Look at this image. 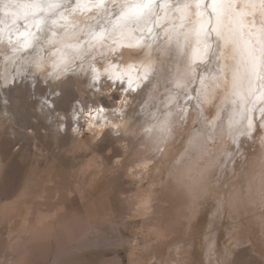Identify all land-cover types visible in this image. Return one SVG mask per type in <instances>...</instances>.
Here are the masks:
<instances>
[{
    "label": "rangeland",
    "instance_id": "374dc122",
    "mask_svg": "<svg viewBox=\"0 0 264 264\" xmlns=\"http://www.w3.org/2000/svg\"><path fill=\"white\" fill-rule=\"evenodd\" d=\"M82 1L63 4L65 10L73 11ZM210 2L203 0L212 12L207 7ZM73 12L83 15L80 10ZM6 28L1 27L0 37ZM8 33L7 39L11 37ZM8 42L0 46L4 63L11 46ZM30 44L24 50L34 47L33 40ZM54 60L41 70L32 62L16 65L12 61L15 65L7 71V81L0 78V198L11 208L6 214L0 210V264H137L139 258L159 264L155 253L165 250L173 256L174 249L185 247L192 235L196 239L192 250L201 254V264H264V185L253 183L246 193L249 179L245 175L228 170L214 184L210 177V189L200 195L202 210L198 211L181 178L170 175L187 132L183 142L173 143L168 155L153 158L147 171L137 167L143 152L136 151L139 139L132 129L144 122V113L160 108L162 113L172 109L175 115L184 108L187 118L189 101L179 100L182 108L165 107L164 96L157 99L144 93L117 104L116 93L112 98L101 96L86 87V76L74 74L79 62L73 67L59 56ZM30 68L35 69L31 74L35 76L26 79L24 69ZM65 69L69 71L55 78ZM1 86L6 88L4 93ZM53 92L58 98L50 102ZM95 107L118 113L123 109L133 120L120 134L106 127L92 136L86 123ZM186 118L181 121L185 123ZM187 123L193 124L191 120ZM260 125L254 138L243 142L244 158H253L260 147ZM236 183L238 191L232 190ZM218 199L223 204L221 216ZM200 216L202 227L191 234ZM213 231L216 245L209 242ZM221 250L227 253L225 261Z\"/></svg>",
    "mask_w": 264,
    "mask_h": 264
},
{
    "label": "clouds",
    "instance_id": "9594fccd",
    "mask_svg": "<svg viewBox=\"0 0 264 264\" xmlns=\"http://www.w3.org/2000/svg\"><path fill=\"white\" fill-rule=\"evenodd\" d=\"M75 10L83 15L54 30L45 46L55 44L53 55L73 67L79 62L74 74L86 76V87L101 96L116 93L117 104L144 93L164 96L165 107L182 108L179 100L189 101L185 123H199V131L215 137L227 132L246 99L255 106L264 98V91L251 98L255 93L246 74L234 80L237 57L211 27L204 37L207 51L194 57V49L202 47L196 0H85ZM257 21L264 23L259 16ZM37 69H42L39 60ZM260 112L264 115V108ZM260 126L264 129V120Z\"/></svg>",
    "mask_w": 264,
    "mask_h": 264
},
{
    "label": "bare ground",
    "instance_id": "6f19581e",
    "mask_svg": "<svg viewBox=\"0 0 264 264\" xmlns=\"http://www.w3.org/2000/svg\"><path fill=\"white\" fill-rule=\"evenodd\" d=\"M64 1L66 2L67 0H9V2L7 0H0V21L2 22L0 23V29L3 26L6 28L8 25V28L4 29L3 31L1 36L2 38L0 37V46H6L7 40L11 45L9 46V51H7L4 55V57L8 58V60L4 63V58L0 57V78L4 77L5 81H7L5 75L7 71L15 64L19 65L22 63L25 64L32 62L33 66L37 67V61L39 60V63L43 67L45 65L47 66L48 64L55 63L54 59L59 55L57 54L55 57H53V53L51 54V51L55 49L56 45L53 44L45 46V42L49 39V37H51L54 30H62L63 26L71 23L73 20L72 18L77 15L74 13H78L68 9H66L68 10L66 11V7L64 6L65 3L63 4ZM84 2L85 0L82 1V3ZM220 2L234 3L236 5L237 11H239L240 7L244 3L251 2V0H220ZM256 2H259V0H256ZM5 5H7V7H5ZM50 5L56 6L50 7ZM203 6L204 7L202 10L207 11L208 17H210L213 22V20H215L213 19L214 13L210 12V10H207L206 5L203 4ZM63 10L66 12L65 16H62L61 19L53 20V18H55L60 12L63 13ZM3 11L6 13L3 14ZM258 16L264 19V15H262L260 12H256L254 15H248L245 17V20L248 22L249 26H251L253 23L255 24V28H251L252 31L262 26V23L257 21ZM224 19L225 22L228 21L227 12L225 13ZM36 21H40L39 27H37ZM53 21L56 23H53ZM25 22L27 23L25 24ZM30 24H34V28L30 29ZM211 26V24L208 26V30ZM36 28L38 29V33L35 32ZM24 29H26L25 31L27 32L34 33V37L30 42L32 43L33 40L34 47L31 46L33 47L31 50H24L32 45L30 43L27 47L22 46L24 43L23 40L25 41V37L20 36L19 33L22 31L24 32ZM8 31L11 33V37L9 39L6 38V36L9 35ZM243 31L245 35H247L249 29L245 28ZM7 49L8 47L4 48V50ZM4 50L3 53L5 52ZM38 52L40 53V57L37 56ZM257 54L260 56V53ZM12 61L15 64H11ZM24 70L25 71L23 74L25 75L26 79L27 77L32 76V72H35L34 68H30V70ZM241 71L244 70L241 69ZM257 73L258 75L254 77V79L249 80V78H247V81L251 84L252 91L255 93V95L251 97L252 99H256V97L260 95V92L264 91V56H260ZM245 74L248 77V74ZM27 83L29 84V81H27ZM1 88L4 93L6 88H3L2 86ZM16 88H18V86L14 87V89ZM11 89L12 88L9 87L8 91ZM50 94L52 95V100L50 99V102H53L54 98H58V96L55 95V92ZM162 97L163 96H159L158 99H161ZM4 98H6V96ZM47 99L49 100V97H47ZM103 107H95L94 109L91 108L89 111L86 127L92 136L102 133L106 127H109L113 132H118L120 134L125 131L126 128H128V125H130L131 121L133 120L132 117H128L123 113V109H119L118 111H120V113H118L107 110ZM261 108H264V98L257 99L255 106L252 105L250 100L246 99L245 102L240 105V113L237 114L235 122L229 127L227 132L215 137L199 131L200 124L196 126V124L184 123L183 121L186 118V111L184 108L175 115L172 113V109H169L166 113H162L161 109L159 108L158 111L153 113L152 108H150V111L145 112L143 117H141L144 122L139 125L137 129H132L137 133V138L139 139L136 151L137 153L140 151L143 152L142 158L139 160L137 167L147 171L152 165L151 163L153 158H162L165 155H168L171 150L174 149L173 143L182 141L185 137L184 134L187 132L183 147L177 157H175L177 159L172 167V172L170 175L181 178L183 185L185 184L191 195L192 202L195 200L200 202V199H202L200 198V195L204 196L205 191L207 192V190L210 189V187H207L210 177L213 178V184L218 183L221 181L220 179H222V174H225L228 170L247 176L249 180L245 186L243 185L246 187V192H249V189L254 186L253 183L256 184V186H259V184L262 186L264 185V129L263 131L259 132L260 135L258 137L260 147L253 158H244L246 156L247 149L243 145V142H245L247 138H254V130L258 128L259 124H261V120H264V115H262L260 112ZM256 111L259 113V120H257L258 113H256ZM111 114H114L115 118L111 119ZM182 118L183 121H181ZM184 125L186 128H184ZM256 177H258V180L253 182L252 179ZM239 186L240 185L236 183L233 187L234 189L232 190L238 191ZM232 193L234 192H231V195ZM199 208L200 206H198V210H200ZM10 209V206H8V204H4V201L0 198L1 214L2 212L5 214L8 213ZM217 210H219L217 213L220 212L219 214L221 216L222 202H220V200L219 209ZM202 224L203 218L200 216L195 227L193 228L192 226L190 233L193 234L196 231H199L202 227ZM192 236V241L196 243L194 240L195 236ZM214 236L215 231L210 233L209 242L213 240ZM210 245L211 244H209V246ZM174 250L176 251V253H174L176 256L173 255L174 257L171 255L170 251L166 252L165 250L155 253L154 257L158 260L159 264H201L200 254L198 251H194V249L192 250L191 247L183 249L181 246H178ZM220 256L223 257V255ZM146 260V258H139L137 260V264H151Z\"/></svg>",
    "mask_w": 264,
    "mask_h": 264
},
{
    "label": "snow or ice",
    "instance_id": "6c2138e0",
    "mask_svg": "<svg viewBox=\"0 0 264 264\" xmlns=\"http://www.w3.org/2000/svg\"><path fill=\"white\" fill-rule=\"evenodd\" d=\"M56 5H50L55 7ZM196 7L198 9V23L196 27V35L199 38L201 48L194 49V57H199L202 52L207 51V43L204 37L208 34V26L212 25V31L215 32L217 37L223 41L225 47L231 46L233 54L240 57V69L234 73V80L239 82L245 73L248 74L249 80L258 75L257 67L260 61V56H264V23L255 31H251V28H255L253 23L249 26L245 17L248 15H254L256 12H260L264 15V0H251V2L244 3L239 11L236 9L234 3H223L220 0H211L208 4V8L215 14V22L208 17L207 11L203 9V0H196ZM187 14V6L182 10ZM227 12L228 21L225 22V13ZM55 23V21H53ZM37 27H39L40 21H36ZM231 25V26H229ZM248 28L249 31L245 35L243 29ZM20 36L25 37L23 47H27L34 37V33L21 32ZM259 52L260 56L255 53ZM243 69L244 71H241Z\"/></svg>",
    "mask_w": 264,
    "mask_h": 264
},
{
    "label": "crops",
    "instance_id": "0c3cea01",
    "mask_svg": "<svg viewBox=\"0 0 264 264\" xmlns=\"http://www.w3.org/2000/svg\"><path fill=\"white\" fill-rule=\"evenodd\" d=\"M175 177V176H174ZM188 193H189V191H188ZM246 193H248V192H246ZM189 195H190V193H189ZM190 198H191V195H190ZM225 198V197H224ZM190 201H191V199H190ZM192 202V201H191ZM194 204H197L196 205V207H197V209H198V206H200V210H202V205H201V202H199L198 200H195L194 202H193ZM222 208H223V204H222ZM199 211V210H198ZM198 221V220H197ZM196 223L197 222H195L192 226H193V228L195 227V225H196ZM192 228V227H191ZM192 234V233H191ZM215 235H216V232H215ZM194 240H195V242H196V239L194 238ZM212 242H214L215 243V245H216V242H217V237L216 236H214V238H213V240H212ZM194 241H192V237H191V240L188 242V244L183 248V249H187V248H192L193 246H194ZM199 253V252H198ZM220 255H223V257H221L224 261L226 260V255H227V253L225 252V250H221L220 251ZM200 254V253H199ZM200 256H201V254H200ZM201 262H202V258H201Z\"/></svg>",
    "mask_w": 264,
    "mask_h": 264
}]
</instances>
